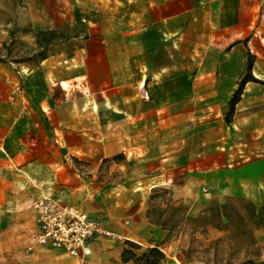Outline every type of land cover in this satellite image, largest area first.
I'll return each mask as SVG.
<instances>
[{
	"label": "crops",
	"instance_id": "0c3cea01",
	"mask_svg": "<svg viewBox=\"0 0 264 264\" xmlns=\"http://www.w3.org/2000/svg\"><path fill=\"white\" fill-rule=\"evenodd\" d=\"M85 5L89 25L82 45H52L51 56L33 68L0 65V211L27 210L30 201L53 197L93 219L112 218L105 203L113 194L86 182L69 158L102 160L127 150L156 170L182 162L176 154L188 146L189 133L198 148H212L198 153L200 161L210 160L203 177L221 173L215 166L234 149L229 165H241L249 185L264 188V0ZM248 59L261 83L244 85L227 122ZM168 147L178 149L168 155ZM29 212L26 240L34 226ZM102 222L127 240L135 241L137 226L160 232L148 220ZM123 247V241L99 237L77 257L36 247L6 255L0 264H122Z\"/></svg>",
	"mask_w": 264,
	"mask_h": 264
},
{
	"label": "rangeland",
	"instance_id": "374dc122",
	"mask_svg": "<svg viewBox=\"0 0 264 264\" xmlns=\"http://www.w3.org/2000/svg\"><path fill=\"white\" fill-rule=\"evenodd\" d=\"M88 1L0 0V65L33 68L51 56L52 45H82L88 38L89 23L84 20ZM187 136L188 146L176 154L182 162L167 163L156 170L144 163L142 155L140 163L138 156L133 160L127 150L102 160L78 154L70 157L86 182L113 194L105 196V208L112 218L95 220L115 235L110 237L114 242L158 245L166 255L163 264H264V188L251 187L241 165H229L235 160L234 149L228 151L222 166H215V172L221 173L203 177L201 170L210 160L200 161L198 153L212 148H198L194 133ZM174 142L172 138L166 143ZM155 149L165 154L164 149ZM177 149L168 147V155ZM143 220L160 232L148 234L137 226L131 234L133 241L101 224ZM30 222L28 209L0 211V259L26 254L25 228Z\"/></svg>",
	"mask_w": 264,
	"mask_h": 264
},
{
	"label": "built area",
	"instance_id": "2783aa9c",
	"mask_svg": "<svg viewBox=\"0 0 264 264\" xmlns=\"http://www.w3.org/2000/svg\"><path fill=\"white\" fill-rule=\"evenodd\" d=\"M27 209L34 214V226L27 233L28 251L43 247L77 257L97 238L115 236L87 213L53 197L30 201Z\"/></svg>",
	"mask_w": 264,
	"mask_h": 264
},
{
	"label": "trees",
	"instance_id": "16d2710c",
	"mask_svg": "<svg viewBox=\"0 0 264 264\" xmlns=\"http://www.w3.org/2000/svg\"><path fill=\"white\" fill-rule=\"evenodd\" d=\"M252 60L248 59L245 72L237 83V88L229 99L228 111L225 117L230 121L236 103L239 101L244 85L249 82L261 83L251 75ZM120 259L122 264H163L166 260L165 253L158 245L143 247L142 245L126 241L121 251Z\"/></svg>",
	"mask_w": 264,
	"mask_h": 264
}]
</instances>
